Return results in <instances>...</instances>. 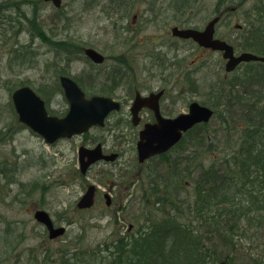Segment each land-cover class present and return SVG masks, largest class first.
<instances>
[{"label":"rangeland","instance_id":"374dc122","mask_svg":"<svg viewBox=\"0 0 264 264\" xmlns=\"http://www.w3.org/2000/svg\"><path fill=\"white\" fill-rule=\"evenodd\" d=\"M25 1L21 0V8L30 16L32 6ZM35 1L44 7L43 0H41L43 4L40 0ZM222 1L200 0L196 7L192 4L194 9L188 10L190 16L187 17L188 14L182 16L176 21V25L182 28L204 29L211 19L222 13L224 18L217 26V37H223L234 46L237 53L243 52L242 44L249 38V31L257 25L258 11L262 9L260 7L264 0H224V3ZM89 2H95L92 8L87 4ZM147 2L151 6L153 0H64L61 10L53 9L51 13L53 17L45 13V10H40L43 18L39 17V25H44L42 20L44 22L45 17L49 15L53 19L54 39L78 43L77 48H73L74 53L62 51L59 47L55 48L48 44L47 39L40 33H37V37L40 38L36 39L31 38L29 33H23L34 31L35 25L30 21V17L21 23L20 37L0 42V264H34L29 259L31 251L33 254L36 252L41 259L48 252L54 255V260L68 252V255L76 254L80 257L83 264L91 263L98 253L99 260L95 264L102 262L103 257L107 263L110 252L105 251L106 246L140 230L144 218H138V215L141 214L143 205H147L146 209L151 212L154 200L149 201L150 195H147L139 184L143 177L145 178L143 183L148 184L149 175L156 170L158 161L153 160L140 166L132 160L134 153L136 155V145L134 142L133 149L130 127H124L125 123L118 122L117 116L111 118L108 126L103 129L95 128L86 136L63 140L50 146L42 137L21 126L11 106L14 91L12 89L16 90L26 85L44 99L50 100L49 110L53 114L65 116L69 107L62 92L55 91L52 96L50 94V89L56 90L57 81L63 76L58 72H63V69L68 72L67 76L81 78L84 83L92 82L93 89H88L91 94L121 96L125 93L124 89L128 88L123 85L134 86L137 81L141 83L139 87H145L149 76L147 70H156L157 75L163 70L162 67L153 68L151 56L160 53L165 55L168 62L173 61L163 51H159L163 44H170L173 38L169 37L164 42L157 39L163 30L170 35L171 28L175 25L174 22H169L163 27L154 22L151 16L154 13ZM225 3H228V8L222 10L221 7ZM201 7L202 10L199 9ZM147 8L150 13L147 12ZM233 8L236 9L233 11ZM22 13L23 18L24 12ZM136 13L141 15L134 20ZM186 18L188 21H185ZM239 26L241 28H238ZM46 29L48 28L44 25V31ZM162 47L167 52L165 45ZM180 47L179 55L175 59L179 66L176 69L168 68L164 74L161 73L166 79L164 86L171 83L174 87H169L170 95L178 104L169 105L167 110L169 115L175 116L188 112V105L191 102L210 103L211 100H207L206 87L210 89L225 73L221 54L204 52L192 45L180 44ZM85 48L96 49L107 58V61L103 64H94L87 58ZM171 54L174 56L175 53L171 51ZM125 56L132 62L129 69L123 64V60L117 59L120 57L124 59ZM67 57L71 59L70 65H67ZM121 66L125 69L127 78L116 85V88L121 90H118L117 94H112L110 88L115 86L113 82L119 76L113 68ZM247 68L245 67L244 71L249 73L264 70L262 64H256L253 67L255 70L251 68L246 70ZM174 70L179 71L174 73ZM191 75L198 82L197 94L189 90ZM89 76L94 77L95 81H91ZM150 85L157 86V83L151 82ZM114 123L118 128L121 126L127 129L124 134L117 131L116 138L110 131L111 124ZM100 142H105L109 149L117 143L123 144L127 159L122 161V165H126L122 171L127 169L130 173L123 180L121 190L114 194L110 206L103 203L100 194L96 204L94 203L88 210H81L78 204L82 195L88 189V184L97 183L94 173L98 176L102 171H93L84 180L80 175L78 150L81 146L93 148ZM210 146L208 144V151L212 150ZM225 153H229L228 150ZM175 155L176 151L170 154L172 157ZM7 169H9L7 175L15 178L17 183H7L6 176L2 173V170ZM153 180L165 184V199L169 200L171 193L174 195L173 182H168L165 177L157 179L156 174ZM186 181L189 190L178 191L181 199L190 195L194 189L192 182ZM22 185H25L24 188ZM35 185L38 187L33 192L32 187ZM99 188L101 192L105 189L100 185ZM174 197L178 198L175 195ZM38 210L50 213L58 227L67 229L66 234L58 239H51L47 229L34 217ZM162 212L163 209L154 212L158 217L155 221L162 218L160 217ZM246 246L247 244L244 245ZM246 253L248 252H244L246 259L241 257L237 260L239 264H249ZM257 253L264 254V250H257L254 255ZM19 254L21 262L16 261ZM37 262H40L39 259ZM54 263L55 261L50 260L48 264Z\"/></svg>","mask_w":264,"mask_h":264},{"label":"trees","instance_id":"16d2710c","mask_svg":"<svg viewBox=\"0 0 264 264\" xmlns=\"http://www.w3.org/2000/svg\"><path fill=\"white\" fill-rule=\"evenodd\" d=\"M260 8L257 25L249 31V38L244 40L242 46L243 51L264 56V4ZM37 30L41 29L37 26ZM77 44L72 40L54 42L55 48L62 46L63 50L69 53L75 52L73 48H77ZM117 59L123 60L126 68H130V60L126 56L124 59L123 57ZM117 59L115 58L116 61ZM70 63L71 59L67 57V65ZM113 69L125 70L122 66ZM58 73L68 75L65 69ZM256 73L258 71L239 74V81H237L239 83L235 82L234 86L247 85ZM77 81L87 88V83H84L82 79L78 78ZM221 91L223 90L213 94L210 103L204 102V104L218 110L225 108L223 104L228 101L220 95ZM245 103H253V101ZM11 106L15 114L13 105ZM254 109L253 106L247 108V114ZM256 111L261 115L264 114V104ZM239 119L241 121H223L227 124V128L230 122L234 128L238 124L245 125L237 137L229 133L230 138L226 139L224 134L221 136L219 133L209 132L210 125L217 121L214 117L210 124L197 126L170 153L160 157L164 160L180 154L183 159L179 164L176 162L173 167L166 162V159L158 162L156 170L149 175L148 184L143 183L144 177L141 179L139 185L143 187L147 195H150L149 201L153 199L154 202L151 204V212L146 209L147 205H143L138 218L145 219L154 215L156 210L163 209L160 216L162 218L158 221L152 220L153 225L147 230L142 224L138 232L108 244L105 251L115 250L108 264H205L212 257L219 260L245 258L246 251L249 264H264L263 253L254 255L255 251L264 250V136L252 135L253 132L248 129L249 123L255 125V122L264 128V116L250 122L245 115ZM222 137L225 139V147H223ZM190 144L192 146L188 152L184 148L185 146L188 148ZM208 144L212 147L210 151L207 150ZM193 147H195L194 151ZM247 147L250 154L254 153L256 161L247 159L248 156L245 155ZM227 150L229 153H225ZM173 151H176L177 155L172 157L170 154ZM154 161L157 162V159L155 158ZM8 171L9 169L2 170L7 183H17L15 178L7 175ZM155 174L157 179L165 177L168 182L175 184L173 192L178 198L171 193V198L165 199L166 186L164 183L160 184L153 180ZM186 180L192 182V189H194L190 195L181 199L179 188H183L184 191L189 190ZM24 186L22 185L23 188ZM36 187L38 186L32 187L33 192ZM20 240L22 242V239ZM244 243L247 244L246 247ZM67 253L61 254L54 260V255L48 252L41 259L36 252L33 254L31 251L29 259L34 264H48L50 260L55 261L54 264H83L76 254L71 256ZM16 258L17 262H21L20 254ZM98 260L99 255L96 253L89 264H95ZM105 260L103 257L99 264H107Z\"/></svg>","mask_w":264,"mask_h":264},{"label":"water","instance_id":"95a60500","mask_svg":"<svg viewBox=\"0 0 264 264\" xmlns=\"http://www.w3.org/2000/svg\"><path fill=\"white\" fill-rule=\"evenodd\" d=\"M59 8L63 0H47ZM220 21L217 17L210 21L204 31L196 29H174V34L183 39H193L201 47L223 52V57L229 60L227 72L233 71L239 64L246 62H262L264 57L253 53H243L235 56L232 45L226 41L215 38L216 25ZM86 54L95 63H103L104 56L95 49L89 48ZM61 84L66 97L70 103V111L65 118L50 116L46 104L41 97L30 87H22L12 95L13 104L19 121L29 127L32 131L45 138L47 143L53 144L62 138H72L88 132L94 126H105L107 116L114 110H119V104L110 98L93 97L86 99L85 93L78 84L69 77H61ZM159 99V96H156ZM152 99L137 98L135 110L149 106L158 111L156 105H151ZM158 121L154 125H146L141 132L138 142V157L141 163L148 159L166 153L175 147L183 138L184 133L195 126L209 123L214 111L198 102L190 105V111L176 118H164L157 113ZM116 156H103L101 145L94 150L82 147L79 152L81 171L86 174L89 167L101 159L114 160ZM88 159V160H86ZM95 188L91 187L88 193L80 200L78 207L88 209L94 203ZM38 222L45 225L50 233L51 239H56L65 234V228H56L50 215L45 211L35 214Z\"/></svg>","mask_w":264,"mask_h":264},{"label":"flooded vegetation","instance_id":"af4514ba","mask_svg":"<svg viewBox=\"0 0 264 264\" xmlns=\"http://www.w3.org/2000/svg\"><path fill=\"white\" fill-rule=\"evenodd\" d=\"M199 1L200 0H153L151 6L147 2V5L150 7V10H152L154 13V15H151L153 17V19L152 18L151 19L154 22L156 21L158 23V25H161L163 27H164V25L168 24L169 22H174L173 25L175 24L171 28V34L170 35L168 32H165V30H163L161 36H159V38L157 39L160 41L163 40V42H164V40H166L169 37L173 38V39H171L172 41L170 40V44H163V45H165L164 48L167 49V52L162 49L163 45L161 46V48H159V51H163L166 55L171 57L173 61L168 62L166 60L165 55H161L160 53H157L156 56L150 57L152 59V62H153L152 63L153 68L154 67H162L163 68V70H160L162 74H164V71H166V69H168V68L169 69H171V68L176 69L177 66H179L177 60L175 61V59L179 55V52L181 49L180 44H186L189 46H191V45L197 46L198 50L208 52V53L213 52L211 50H206L204 48H201L193 40L182 39L180 37H176L173 35V31L175 28H177V27L182 28V27L176 25V21L180 20L181 17L185 16L186 14H188L187 17L190 16L188 13V10L194 9V7H192V4H193V6L196 7V5ZM25 2L29 3L28 5L32 6V10L30 11L32 15L30 14V16L27 13V11H25V10L22 11L21 0H0V42L6 41L12 37H20L22 34L21 23H23V21L29 20V17L31 18L30 21H32V24L35 25L34 31L30 30L28 32H23V33H29L30 37L31 38L33 37L35 39L40 38V37H37V33H40L42 36H44L47 39L53 37V33H52L53 19L50 18V16L53 17V15H51V13H52L53 9L55 8L53 5V2L43 0V2H44V4H43L40 0V3L43 4L44 7H41L40 4L35 0H26ZM87 4H89L90 7L92 8L93 5L95 4V2H93V3L89 2ZM227 5H228V3H225V5H222L221 9L222 10L227 9L228 8ZM33 8H34V10H33ZM61 8H59V9L61 10ZM199 9L202 10V7ZM40 10H45V13H48L50 15V16L48 15L45 17L44 22L41 19L42 23H44V25L48 28V29H46V31H44V25H42V24L39 25V22H38L39 17L43 18V15H41ZM22 12H24L23 18H22V16H23ZM147 12L150 13L149 8H147ZM140 15H141V13L140 14L136 13V15L134 16V20L137 19L138 16H140ZM219 16L222 17L221 19L224 18V15L222 13H220ZM185 21H188V18H186ZM37 25H39L38 27H40V29H41L40 31L37 30ZM201 30H203V29H201ZM216 37H217V35H216ZM217 38L220 39L223 37H217ZM222 40H224V38ZM86 49H88V48H85V51H86ZM171 51H172V53L173 52L175 53L174 56H173V54H171ZM241 53L242 52L237 53V56L240 55ZM106 61H107V58L105 57V62ZM166 62L168 64H166ZM223 64H224L225 70H227L228 61H225L223 59ZM256 64H262V63H260V62L241 63L240 65H238L236 67V69L233 73L228 74L225 71L224 75H222V77L220 78L218 83H224V85H226V83L229 81L230 76H232L233 74H237V75L243 74L244 75L246 73L244 71L245 67H248L246 70H251V69L255 70V68H253V67H255ZM131 65H132V62L130 61V66ZM262 65H264V64H262ZM116 71H117V73H119V76H117V78L113 82L115 84V86L114 87L112 86L110 88V90H112L111 91L112 94H117L116 92L118 90H121L120 88H116L117 87L116 85H119L120 82L124 81L127 78V76H126L127 74H125V70H116ZM155 71L156 70H147V72L149 73V76L147 77L145 87H143V86L139 87V85H141L140 81H137L134 86H131V84L128 86L123 85V87H128L129 89L125 88L124 89L125 93H123L121 96H119L118 94L117 95H102L99 93L91 94V92L89 90L93 89L92 84H91L92 82H88L86 84L87 88H84V86L80 83V86L83 88V90L85 92L86 98L91 99V98L96 97V96L106 97V98H110V99L114 100L116 103L119 104L120 109L114 110L107 117V119H106L107 126H108L109 120L111 118L117 116L118 122L125 123L126 125L124 127H126V126L130 127V135H131V139H132L131 140L132 148L136 145L135 146L136 155L134 153V157L132 160H134V162L139 164L140 166H143L144 164H146L150 161H153L156 157H158V156L153 157L144 163H141L139 161L137 143L140 140L141 132L145 129L146 125H149V124L154 125L157 123V121H158L157 113L158 112L164 118H175V117L183 114V113H180L176 116L168 114L169 110H167V107H170L169 105L173 106L174 103H177L172 99V95H170L169 87H171V88H174V87L171 83H169V85H167V83H166V85L164 86L166 79L163 77V75H161V73L159 75H157L155 73ZM178 71L179 70H174V73H176ZM182 71H184V70H182ZM89 79L91 81L93 80V82L95 81L94 77L92 78L91 76H89ZM189 79H191V81H192L191 85L189 86L190 92L197 94V89H198L197 79H195L193 75H191ZM151 82H156L157 86H154V85L151 86L150 85ZM175 85H177V82H175ZM60 86H61V84H60ZM61 90H62L64 99L67 102V99L64 95L62 87H61ZM140 90H142V91H140ZM53 93H54V91H53ZM52 94H51V96H52ZM117 96H119V97H117ZM156 96H159V99H156ZM137 98H144V99L151 98L152 99L151 105H156L158 107V111L155 110L154 108L153 109L150 108L149 106L142 107L136 111L135 110V108H136L135 102H136ZM191 103H189V105H188V112H189V107H190ZM188 112H185V113H188ZM111 125L112 126L110 127V131H112L115 134V138L117 137V134H116L117 131H119V133L124 134V131L127 130L121 126H119V128H118V125H116L115 123L111 124ZM132 129L134 131L138 130V132H136V131L134 132ZM115 142H116V140L114 139V143ZM134 142H135V145H133ZM98 145L102 146L103 152L105 155H107V156L116 155L114 160L99 161L98 163H96L95 165H93L90 168V170L87 174V176H88L93 171H95V172L102 171V172H99L98 176L94 173V177L96 178L97 183L88 184V187L91 185H94L96 187L95 199H94L95 202L97 201V198L99 197V195L102 194L103 203L107 204L108 201H110L111 203L113 202L114 194H116L117 191L121 190L120 186H123V180L128 177L130 172H127V169H125L124 172L122 171L123 168H126V165H124V166L122 165V161H125L127 159V158H125L126 153H125L124 147L122 146L123 144L119 145V143H117L114 147H112L110 149L106 147L105 142H100L95 147H97ZM118 166H120V167L118 169H115ZM121 167H122V169H120ZM83 179L86 180L85 178H83ZM98 184L100 186L105 187L103 192H101Z\"/></svg>","mask_w":264,"mask_h":264},{"label":"bare ground","instance_id":"6f19581e","mask_svg":"<svg viewBox=\"0 0 264 264\" xmlns=\"http://www.w3.org/2000/svg\"><path fill=\"white\" fill-rule=\"evenodd\" d=\"M234 9H236V8H233V11H234ZM238 28H241V26H239ZM58 41H60V40L54 39V35L52 38L47 39V43L50 45H53V46H54V42H58ZM59 49L63 51L62 46ZM235 69L231 72H228V74L233 73L235 71ZM237 81H239V75L233 74L232 76H230L229 81L226 83V85H224V83H218L217 82L210 89H208L206 87L207 100H211L213 94L218 93L220 90H223V91H221L220 95H222V97L227 98L228 102H224L223 105L226 107L223 109L221 108L220 110H218L213 106L212 107L207 106L214 111V117L217 118V121L214 124L210 125L208 131L211 133H213V132L219 133V135H221V136L224 134L223 136L226 139L230 138L229 133L233 134V135H231L233 137L239 136L241 130L243 129V127L245 125L239 126L241 124H238V126L236 128H234L233 124H231V122H230L229 128H227L228 127L227 124L223 123V121H225V120L227 122L228 121H232V122L241 121L239 118H241L242 115H245L249 118V120H247V121L250 122L251 120H255L260 116H264V114L261 115L256 111L257 108H259L260 106H262V104H264V70H260L258 73L253 75L249 80V81H251V83L248 81L247 85L238 84V85L234 86L235 82L239 83ZM251 94L256 95V97L254 95H251ZM252 101H253V103H245V102H252ZM250 106H253L255 109L253 112L247 114L246 109L249 108ZM189 109H190V107H189ZM219 113H220V116L218 117ZM212 121L213 120H211L209 123H204L201 125H208ZM255 125L252 123H249V125H248V129H250L251 132H253L252 135L264 136L263 126L258 125V123H256V122H255ZM192 130L193 129L189 130L187 133H184L185 137ZM224 138H223V147H225V145H224L225 139ZM191 146H192V144H190L188 146V148L185 146L184 149H186V151H188V150L190 151ZM173 148H175V147H173ZM172 149L167 151L164 154L159 155L156 158L157 161L163 162L166 159V162L168 164H171L172 167H173V165H175L176 162H177V164H179L181 162V160L183 159V156L180 154L178 156H175L174 158L169 157V158H165L164 160L162 158H160V157L170 153L172 151ZM182 149H183V147H182ZM194 149H195V147H193V151H194ZM245 155L248 156L247 159L256 161L254 153L250 154L249 147H247L245 149ZM168 159L171 161L168 162L167 161ZM259 161L262 162V160H259ZM179 189L183 190V188H179ZM88 191H89V189L86 190L84 192V194H87ZM84 194H83V196H84ZM83 196H82V198H83ZM156 218H158L156 215L148 216L147 218H145L143 228L146 230L149 229L153 225L152 220L155 221ZM114 251L115 250H113L109 253L110 257H112V253ZM205 264H239V263L236 259L232 260V258H226V259L219 260L217 258L212 257Z\"/></svg>","mask_w":264,"mask_h":264}]
</instances>
